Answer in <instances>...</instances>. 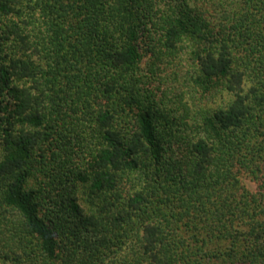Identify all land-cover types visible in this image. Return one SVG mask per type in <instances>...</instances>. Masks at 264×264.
<instances>
[{
    "label": "trees",
    "instance_id": "trees-1",
    "mask_svg": "<svg viewBox=\"0 0 264 264\" xmlns=\"http://www.w3.org/2000/svg\"><path fill=\"white\" fill-rule=\"evenodd\" d=\"M0 264H264V0H0Z\"/></svg>",
    "mask_w": 264,
    "mask_h": 264
},
{
    "label": "rangeland",
    "instance_id": "rangeland-1",
    "mask_svg": "<svg viewBox=\"0 0 264 264\" xmlns=\"http://www.w3.org/2000/svg\"><path fill=\"white\" fill-rule=\"evenodd\" d=\"M246 183L248 184V186L252 189H254L256 187L255 183H251L250 181L246 180Z\"/></svg>",
    "mask_w": 264,
    "mask_h": 264
}]
</instances>
